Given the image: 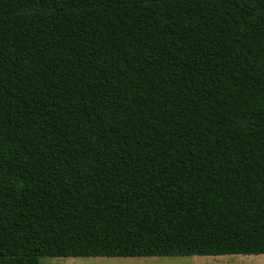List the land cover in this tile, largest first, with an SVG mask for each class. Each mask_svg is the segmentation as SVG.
Wrapping results in <instances>:
<instances>
[{
  "label": "trees",
  "instance_id": "trees-1",
  "mask_svg": "<svg viewBox=\"0 0 264 264\" xmlns=\"http://www.w3.org/2000/svg\"><path fill=\"white\" fill-rule=\"evenodd\" d=\"M233 252L264 254V0H0V264Z\"/></svg>",
  "mask_w": 264,
  "mask_h": 264
},
{
  "label": "rangeland",
  "instance_id": "rangeland-1",
  "mask_svg": "<svg viewBox=\"0 0 264 264\" xmlns=\"http://www.w3.org/2000/svg\"><path fill=\"white\" fill-rule=\"evenodd\" d=\"M207 257L214 264L221 261H229V264H262L264 256H186V257H146V258H70L72 264H176L177 260H195ZM40 264H67V260L61 258H41Z\"/></svg>",
  "mask_w": 264,
  "mask_h": 264
},
{
  "label": "snow or ice",
  "instance_id": "snow-or-ice-1",
  "mask_svg": "<svg viewBox=\"0 0 264 264\" xmlns=\"http://www.w3.org/2000/svg\"><path fill=\"white\" fill-rule=\"evenodd\" d=\"M182 255H186V254H182ZM238 255V253L233 252L231 254V256H236ZM243 255H247L246 253H244ZM62 261L63 260H67V264H72V260L70 258H61ZM176 264H214L213 261H210L207 259V257H201L199 259H195V260H177ZM220 264H229V261L225 260V261H221ZM262 264H264V262H262Z\"/></svg>",
  "mask_w": 264,
  "mask_h": 264
},
{
  "label": "crops",
  "instance_id": "crops-1",
  "mask_svg": "<svg viewBox=\"0 0 264 264\" xmlns=\"http://www.w3.org/2000/svg\"><path fill=\"white\" fill-rule=\"evenodd\" d=\"M264 256V254H259V255H243V256ZM224 256H226V255H224Z\"/></svg>",
  "mask_w": 264,
  "mask_h": 264
}]
</instances>
